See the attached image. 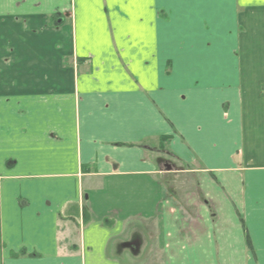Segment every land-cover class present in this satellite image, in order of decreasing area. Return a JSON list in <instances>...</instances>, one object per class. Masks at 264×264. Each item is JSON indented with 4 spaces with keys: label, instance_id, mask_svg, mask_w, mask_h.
I'll use <instances>...</instances> for the list:
<instances>
[{
    "label": "crops",
    "instance_id": "obj_1",
    "mask_svg": "<svg viewBox=\"0 0 264 264\" xmlns=\"http://www.w3.org/2000/svg\"><path fill=\"white\" fill-rule=\"evenodd\" d=\"M0 264H264V0H0Z\"/></svg>",
    "mask_w": 264,
    "mask_h": 264
},
{
    "label": "rangeland",
    "instance_id": "obj_2",
    "mask_svg": "<svg viewBox=\"0 0 264 264\" xmlns=\"http://www.w3.org/2000/svg\"><path fill=\"white\" fill-rule=\"evenodd\" d=\"M164 162V169L168 171L169 174H172V176H176V178L169 180V185L173 186V189L175 187V190L181 194L186 191H194L196 189V185L192 182L191 178L187 177L188 175L183 173L187 168L183 167L181 164L168 161ZM169 168L171 169L169 170Z\"/></svg>",
    "mask_w": 264,
    "mask_h": 264
},
{
    "label": "trees",
    "instance_id": "obj_3",
    "mask_svg": "<svg viewBox=\"0 0 264 264\" xmlns=\"http://www.w3.org/2000/svg\"><path fill=\"white\" fill-rule=\"evenodd\" d=\"M166 141H168V139L167 138H165V141H164V139H163V142H162V144H161V146H160V149L161 150H165V148H166V146H165V142ZM119 146H127V147H135L134 145H119ZM247 240H248V243H249V247H251L250 246V240H249V237H247Z\"/></svg>",
    "mask_w": 264,
    "mask_h": 264
},
{
    "label": "snow or ice",
    "instance_id": "obj_4",
    "mask_svg": "<svg viewBox=\"0 0 264 264\" xmlns=\"http://www.w3.org/2000/svg\"><path fill=\"white\" fill-rule=\"evenodd\" d=\"M242 2H244V0H242Z\"/></svg>",
    "mask_w": 264,
    "mask_h": 264
},
{
    "label": "water",
    "instance_id": "obj_5",
    "mask_svg": "<svg viewBox=\"0 0 264 264\" xmlns=\"http://www.w3.org/2000/svg\"><path fill=\"white\" fill-rule=\"evenodd\" d=\"M171 168H169V170H170Z\"/></svg>",
    "mask_w": 264,
    "mask_h": 264
}]
</instances>
